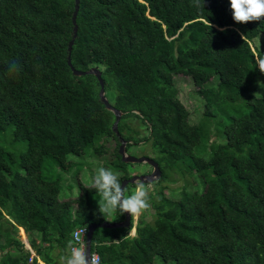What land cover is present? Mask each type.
<instances>
[{
	"label": "trees",
	"instance_id": "trees-1",
	"mask_svg": "<svg viewBox=\"0 0 264 264\" xmlns=\"http://www.w3.org/2000/svg\"><path fill=\"white\" fill-rule=\"evenodd\" d=\"M74 9L75 0H0V264H57L74 229L105 220L92 184L78 181L76 197H61L63 170L73 167L71 156L91 152L108 158L106 169L120 183L132 177L121 137L127 150L153 147L157 183L179 175L187 184L178 199L163 189L150 194L138 236L130 235L133 219L130 227L97 228L101 264H264V74L257 65L264 19L236 23L230 0H204V7L195 0H80L72 63L79 70L118 65L102 71L123 111L118 136L97 77L75 75L68 65ZM14 60L19 71L9 74ZM150 61L162 83L175 82V74L191 78L203 101L197 120L179 90L167 106L151 103L141 70ZM115 214L116 221L125 216Z\"/></svg>",
	"mask_w": 264,
	"mask_h": 264
},
{
	"label": "rangeland",
	"instance_id": "rangeland-1",
	"mask_svg": "<svg viewBox=\"0 0 264 264\" xmlns=\"http://www.w3.org/2000/svg\"><path fill=\"white\" fill-rule=\"evenodd\" d=\"M98 66V65H97ZM96 66V67H97ZM140 66V64H139ZM157 63L154 61H150L149 63H144L142 66V72L146 79L149 80V87L147 89V95L151 101V103L156 105H164L167 106V100L169 96L174 95L179 90V95L183 103L189 108L191 112V119L197 120L202 111H203V101L202 98L199 96V94L196 92V87L193 84L191 78L188 76H184L181 74H175L173 81H167L166 83H162L161 78L158 76L156 72ZM99 68V67H98ZM118 68V65L109 64L106 68H99L102 71L105 70L106 73H109L111 71H114ZM209 70L213 71V67H208ZM112 87L110 90L106 91V94L111 102L117 103V95L115 94V83L112 84ZM164 106V107H165ZM112 117V115H110ZM128 121L134 125L140 124L141 132L143 134L148 133V130L145 128L143 124H141L137 119L128 118ZM77 141L82 142L83 132L82 128L80 126L77 127ZM213 141V142H212ZM212 145L210 147H213L215 145V140H211ZM202 151L204 150L203 147L200 148ZM130 154L134 156H148V157H155V152L153 147L150 144H134L127 150ZM200 151V150H199ZM71 160L75 161L72 168H68L65 172L63 170V180H62V191H61V197L62 198H72L76 197V195L79 193V186L78 181L85 185L92 184L93 177L98 173V170L103 167H112L111 163H109L108 158L102 156V157H96L91 152H86L83 156H71ZM111 164V165H110ZM130 172L132 175L136 174H142L144 172H150L152 166H150L147 163H130L128 164ZM57 167V166H56ZM79 168V169H78ZM49 170L47 169L46 172ZM56 173L59 171L58 168H55ZM54 170L52 171L55 172ZM62 173V171H61ZM158 181V180H157ZM186 179L175 175V180H169V181H163L160 183H157L156 181L152 183H148L146 186L148 187L149 196L150 194H155L156 190H164L166 195L178 199L180 197V192L183 189V187L186 185ZM188 188V196L186 198V202L191 204L193 202V196L192 191L196 188V184L194 182L191 183V185L187 186ZM135 190V187L130 185V191L126 192V195H132ZM116 214L114 213L112 216H109L107 220L110 221H116ZM142 218V215L138 217H133L134 227L130 231L131 236H138L137 235V228L136 225ZM152 217L149 215L148 219H151ZM134 233V234H131ZM19 235L22 241H26L27 235L23 231V229L19 228ZM157 264H160L158 262Z\"/></svg>",
	"mask_w": 264,
	"mask_h": 264
},
{
	"label": "clouds",
	"instance_id": "clouds-1",
	"mask_svg": "<svg viewBox=\"0 0 264 264\" xmlns=\"http://www.w3.org/2000/svg\"><path fill=\"white\" fill-rule=\"evenodd\" d=\"M197 7H204V0H195ZM233 19L236 23H249L264 19V0H230ZM244 38V37H243ZM259 71L264 74V59H258ZM9 74L18 73L19 64L12 61L8 68ZM132 195H126L127 188L121 186L118 176L111 170L101 167L93 177L92 187L97 190L101 199L98 200V211L105 219L116 211L138 217L150 209L149 191L145 181L137 178ZM87 227L73 230L67 241L63 255L59 256L57 264H99V258L89 253L82 237ZM134 234V233H131ZM53 256L57 253L53 252Z\"/></svg>",
	"mask_w": 264,
	"mask_h": 264
},
{
	"label": "water",
	"instance_id": "water-1",
	"mask_svg": "<svg viewBox=\"0 0 264 264\" xmlns=\"http://www.w3.org/2000/svg\"><path fill=\"white\" fill-rule=\"evenodd\" d=\"M79 2H80V0H75V9H74V13H73L74 35H73V39L69 42L68 65L75 75H79V76H81V75H94L95 77H97V79L100 82V91H99L100 98L104 102V104L106 105L107 109L114 113L115 121L113 123V129L117 133V135L120 136L118 124H119V122L123 116V111L120 110L119 108H117L108 98V96L106 94V89H105V81H104L103 76H102V70L96 66H93V67L89 68L88 70H79L72 63L71 52H72V47H73L75 38H76L77 33H78L77 14H78V10H79ZM120 140H121V145L119 148V152H120V154L122 156V160L124 162H127V163H147L150 166H152V168H153V170L149 173L136 174L130 178L123 179L121 182L122 188L128 186L129 184H134L137 178L143 179L145 181V184L152 183V182L157 181L161 178V176H162L161 167H160L159 163L154 158H151L148 156L138 157V156H134V155L130 154L127 151V140L124 139L123 137H121ZM132 219H133V217H131L130 214L125 213L124 218L122 220H119V221H110V220L105 219L101 222H92V223L88 224V232L86 235V248L89 251V253H91V250H92L93 235H94V232L97 228L130 227V225L132 223Z\"/></svg>",
	"mask_w": 264,
	"mask_h": 264
},
{
	"label": "built area",
	"instance_id": "built-area-1",
	"mask_svg": "<svg viewBox=\"0 0 264 264\" xmlns=\"http://www.w3.org/2000/svg\"><path fill=\"white\" fill-rule=\"evenodd\" d=\"M84 227L85 226H80V227H77L76 229L84 228ZM86 227H87V232H88V226H86ZM76 229H74V230H76ZM87 232L82 237V240H83V243L85 244V246H86V235H87ZM91 253H94L95 255H97V257L99 258V264H101V256L96 250H94L93 246H92ZM32 254H33V256L35 255L34 252ZM33 256L30 257V260H32Z\"/></svg>",
	"mask_w": 264,
	"mask_h": 264
},
{
	"label": "crops",
	"instance_id": "crops-1",
	"mask_svg": "<svg viewBox=\"0 0 264 264\" xmlns=\"http://www.w3.org/2000/svg\"><path fill=\"white\" fill-rule=\"evenodd\" d=\"M22 229H23V228H22ZM23 231H24V229H23ZM24 242H25L26 247H27L28 249H30V250L32 251V253H33L34 251H33L32 247L30 246L28 240L26 239V241H24ZM40 262H41V264H45V263H44L43 261H41V260H40Z\"/></svg>",
	"mask_w": 264,
	"mask_h": 264
},
{
	"label": "flooded vegetation",
	"instance_id": "flooded-vegetation-1",
	"mask_svg": "<svg viewBox=\"0 0 264 264\" xmlns=\"http://www.w3.org/2000/svg\"><path fill=\"white\" fill-rule=\"evenodd\" d=\"M152 170H153V169H151V171H152ZM151 171H150V172H151ZM144 173H148V172H144ZM139 174H140V173H139ZM142 174H143V173H142ZM132 176H133V175H132Z\"/></svg>",
	"mask_w": 264,
	"mask_h": 264
}]
</instances>
